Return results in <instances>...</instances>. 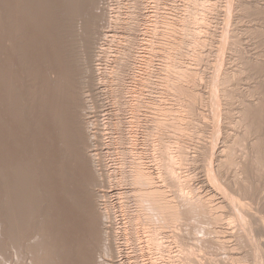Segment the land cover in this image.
<instances>
[{"label": "bare ground", "instance_id": "obj_1", "mask_svg": "<svg viewBox=\"0 0 264 264\" xmlns=\"http://www.w3.org/2000/svg\"><path fill=\"white\" fill-rule=\"evenodd\" d=\"M27 1L28 0H0V6H3V11H2L3 13L1 12V15H0V17H1V19H0L1 20L0 21V30H1V33H0L1 34L0 47L3 46V45H4V47L5 46L6 47L7 46L11 47L10 49H13L14 52L12 50L11 51L7 50V51H10L11 53L13 52L12 55L16 54L17 57H18V58H16L17 60L19 58H20V61L23 60L22 57H23V54H24L25 50H21V48H22L21 44H22V41H23L22 39H24L23 36H25V35H23V33L25 34V32H26V31L24 32L23 30H25V27H26V30L27 29L30 30L29 28H27L28 24L25 25V23H27L26 20L28 18H29L28 20H31L30 24L32 26L30 24L29 25L31 26L32 31H29V32L33 33L34 38L32 36L29 39L33 42V44L31 43L30 40H29L30 43L28 41L27 42L29 43V45L31 44V46L33 48H35L34 49L35 50V55H33V56H35V59H34V62L32 64V66H31V69H33L32 71H36L37 72V73H35L37 75V77L34 76L35 74L33 75V77H36L35 81H37L36 82V85H37V88H36L37 89V101L36 102H38L37 104L39 105V108H40L39 111L37 110V112H39V115H40V122H42L41 119L45 120L44 111L47 109V112H49L50 115H51V116H49L51 118V122H53L54 128L57 130L58 137L60 136L59 138L62 139V135L67 133V132L64 133L63 127L67 126L69 121L71 120L70 123L73 126V128H74L73 130L74 131L72 130L73 133L71 134V136L69 135V137L70 138L71 137L74 138V139H71V140H75L74 142H75L76 147L78 145H80V148H81V145L84 146V148L87 147V150L85 148V151H84L85 155L83 154V159L85 158V160L87 161V162H85L86 165H84V166H86L85 168L87 170V177H85V179L82 177L83 180L85 181V187L83 186L81 188L83 190V191H81L82 195L84 196V194H85V199H84V201H82L80 199L81 195H80V197H77L78 199L76 198V200L74 199V197H72V195H71L72 192L68 188V182L71 183L73 178L71 179L67 175H65V176H67L68 178L67 177L66 178L65 177H62V178L59 177V175L64 174L63 170L59 167V166H61V167L64 166V165H61V163H59L60 165L57 164V169L59 167V169L61 170V171L59 170L60 172H58L57 169L55 168L57 173H59V175L57 176V177H59V179L55 178L56 176L53 177L54 181L51 182L53 187H52V191H50V192H52V194L54 196V199L52 200L51 204L48 202L50 204V210H49V207H47L48 205L46 204L45 208L47 207V209L49 211L47 210V212L45 214L43 212L44 210H42V208H41L42 205H40V203H42L41 201H43L41 193L43 194L44 192L40 193L39 191H41V189L40 190L37 189V188H40V186H39L40 184L39 183H38L39 187H37L36 183L33 182L34 183L33 184V183H30L31 181L30 182L28 181V183H30V185L32 184L31 187H30V185H28V183L26 181V177H25L26 183H24L25 181H23L24 179L21 176L22 173L21 174L20 173H15V174H17V176H19L18 178L17 177L16 178L12 177V178H15V179H12L10 177L9 180H8L7 177H6L7 180H3L4 184H1V186L4 185V186L1 187V189H3V191H4L6 196H4V194H2V195L6 199H4L2 201V205L0 203V205H1V208H0V220H3V222L5 221L6 225L4 223V227H5L4 228V227L1 226V224H3V223H0V264H120V263H118V261H119L118 259H116L114 261V259L116 257L113 259V256H114L113 253H117L118 252V250H117L118 248H116L115 247L116 245L114 246L113 245L114 242H112V239H113L112 237L113 236H111V232H112V235H113V233L115 235V232L112 230V226L106 225V223H105L106 220H107L106 217L107 218H108V216L111 217L109 214H111L112 212L111 211H110L111 213L108 212V204H107V201L105 200L106 199L105 198V191H104L103 187L104 186L107 187L106 185H104L106 183L111 185L112 184L111 183L112 179H114V181L116 180V182L118 184L119 183L121 184L122 182H124L126 184V182H129L130 183L129 185H131V184L133 185V187H131L130 191L132 192L131 196L134 198L136 203H133V205L135 204V206H133L135 208H134L133 214L130 215V219H129L130 229L128 228L129 226L127 227V229L130 230L128 232H131L132 241L134 240V238L137 235V233H139V232H137L139 227L142 226V228L141 227L140 228H141V230H143L142 233L146 236L147 240L144 239V240L147 241L146 245L149 243V245H147V246L151 245L154 248L153 245H155L158 249H162L161 247L164 248L165 246L168 245V243H167V245L163 244L165 246H163V245L161 246L163 238L171 237V238H173L175 240L177 235L180 233L178 230H176L179 233L175 231L178 234L175 233L176 236H174V234H173L174 230L173 229L177 228L175 226L176 225L175 221L179 220V217L181 218L182 215H184V216L189 215L190 218L191 217L194 218L195 216H197L199 214H200V216L203 214L205 218L212 219L213 222L216 223V218L218 217L217 216L218 213L216 215H214L215 214L214 212L216 210L218 211V209H216L218 207V205L215 203L217 205V207L215 208L216 210L215 211L212 210L215 207L214 206L212 208L211 205H213V204L210 205V200L209 199L212 196L209 199L208 198H204V197H203L204 198L203 199L201 197V195L199 196L197 194L198 195V197H197L194 193L192 194L190 189L185 191L186 187L183 184L184 180L182 182L181 178H180L181 176H178L176 174V171H177L176 168H183V167H179V166L180 165L182 166V165L186 164L185 161L187 162V160H188V158H187L188 154H186L188 152V150L186 149V145H185V143H187V142H185L184 139L182 140V137L183 138L187 137L186 139H189V137L187 135H189L190 132L188 130L193 129L194 128V123H196L194 121L192 122V120H191V118L193 119L195 117V115L193 116V112H194L193 110L195 109L194 106H193L195 103H193V102L196 99H198V98H199V101H200V97H199L200 94H197L199 91L198 92L196 91L197 93L194 92L195 90H193L194 89L193 86L192 87L190 86V84H189L190 82H185V81H189V80L196 81V80H198L200 75L198 76V71H196V69H194L193 67H192L193 69L189 67L191 62L190 63H185L182 60V57L185 56L184 55L185 54L184 44H188V46L191 45L192 47H194L195 40H196L195 37L198 34L197 29H199L200 26H193V27L188 28V33H186V35H185V33L183 31V28H182V25H181V22H185V21L188 22V19H189L188 23H196L197 21H200L201 23L204 22L205 21V18H204L205 16L201 15V13L204 11V9H202V7H204V5L206 4V3L203 2L204 0H188L189 1V8L187 10L188 12H189V10L191 8L190 4L192 3V11H191V14L189 15L188 19L187 18H186L187 20L184 19L182 17L183 15H182L179 18V20H178L180 22V24H179L180 26L178 28L176 26V22H173L172 23L171 32L169 33L168 37L157 38V39H153V37H152V33L155 31V28H156L155 24L158 21L157 20V15L154 14L155 17H154V20H153V25L151 26V21H152L151 15L148 14L147 11H143V10H144V8L147 5L149 7L150 2L153 1L154 5H155L158 2V0H132V3H129V4H131V7H133L132 10L129 11L131 8L130 9L128 8L129 9L128 12L125 13L126 16L124 15V17H126V18H124V20H125L124 21V23H125L124 29L126 28L128 31L123 32V34H127V35H123V36L120 35L121 37L120 36L118 37V33H117V35H115L113 33V31H114L113 29L111 30V27H112L111 22L112 23L115 22L114 19H116V15H117V14H115V15L113 14V8L115 6L114 7L111 6L112 5L111 1H114V3L118 1L117 2V4H118L119 2L120 3L123 2L121 0H117V1H115V0H111V1L110 0H31L32 1V4L30 3L31 5L28 3L29 1L28 2ZM109 1L111 3H109ZM124 3H121V4H124ZM154 5H152V7H154ZM199 6H200V8H199ZM123 12H125V11H123ZM152 16H153V14H152ZM119 19H122V16L118 17V15H117V20H116L117 23H118ZM109 26H111V27H109ZM107 27H109V28L106 29ZM179 33L181 34L180 36H179ZM222 33L226 34V31L223 30ZM186 36H187V39H185ZM110 41H111V43H110ZM122 42H124V43H122ZM198 42L201 43V40L198 41ZM1 43L3 45H1ZM23 44H25V43H23ZM197 44H199V43H197ZM220 44H221V42H220ZM233 44H234V42H233ZM107 45L109 47H106ZM116 45L118 46V50H116V49L111 50L110 49V48H112V46H116ZM31 46H29V47H31ZM9 47H7V48H9ZM68 48H70L71 51ZM66 49L69 50V52H73L71 56L74 55V57H72L73 58L72 61L74 63H71L72 61H71V59H69V56L67 58H64V56L66 57L67 55L70 54ZM26 50H27V48H26ZM22 51H24V52H22ZM198 51H197V54H198ZM27 52H28V50H27ZM111 52H113V53H111ZM114 53H119V54L117 55V54H114ZM228 53H229V51H228ZM26 54H25V57H26ZM32 54H34V51H33ZM8 56H10V55H8ZM199 56H200V54L197 57H199ZM13 57L15 58L16 56L14 55ZM5 58H7V57H5ZM30 58H32L31 60H33L34 57H30ZM156 58H157V60L160 61L158 63V66L156 67V71L162 76L157 75V73H151L153 71V69H151L150 67L152 65L153 60L156 59ZM200 59H201V57H200ZM9 60H8V62H9ZM19 62H17V63L21 64L20 66H22L23 64L21 62L20 63ZM9 64H11L10 65L11 67H13V65H15V63H13V65H12V63H9ZM6 66H7V63H6ZM17 66H14V68L17 69ZM28 66H29V64H28ZM1 68L2 67H0V69ZM5 68H8V67H5ZM25 68H27L26 64H25ZM25 68H24L25 71L26 70L27 71L28 70L31 71L30 68L29 69H25ZM218 68L216 70L217 71L216 73H218L220 71V69L218 71ZM20 69H21V67H20ZM137 71H138V73H137ZM164 71H165V74L163 73ZM223 71L224 70H222V72ZM222 72H221V74H224ZM0 73H3V71L1 72V70H0ZM11 73H12V71H11ZM11 73L10 72H8V73L6 72V74H7L6 76L9 78L8 75L11 74ZM32 74H33V72H32ZM3 75H5V74L3 73ZM6 76H3L2 78H0L1 83L3 82L4 85H6V83L8 84V80L10 79L9 78L7 80V82H6V80H5ZM153 76H156V78H153ZM219 76H221V75H219ZM219 76H216V78L219 77ZM231 76L228 73H225L224 76H223V81L221 79H219V80H221L224 83L226 81V83H227L228 79ZM33 77H32V80H33ZM9 81H11V80H9ZM130 82H135V84H132ZM195 83L196 82H194V84ZM209 83H210V81H209ZM220 83L218 82L219 86L222 85V84L220 85ZM61 84L63 85V87H62ZM34 85H35V82H34ZM222 86L226 87L227 85L223 84ZM222 86H221V89H222ZM59 87L63 88L62 89L63 91ZM167 88L168 89L171 88V89H174L176 91L175 103L173 102L174 103L173 105H175V106L172 107V108L171 107H165V103H164V101H163V99H162V97L160 95V94L164 93L165 89H167ZM213 88L217 92V88L218 87L216 88V86H213ZM33 89H34V87H33ZM58 89L61 90V92ZM221 89H220V91H221ZM7 90L9 91V89H7ZM7 90L5 89V91H7ZM20 90H21V88H20ZM222 91L225 92V90H222ZM13 92H15V91H13ZM58 92H60V93H58ZM237 93H239V92H237ZM1 94H0V96H1ZM97 94H104L105 96L107 94L110 97L113 96L114 99H116L118 97L122 98L123 102H124L123 103L124 104L123 105L124 108H129L131 111H134V112H135V110H137V106L139 108H141V107H147V105L150 106V107H153V109L155 111V112H153L154 113L153 115H150V116L146 115L147 117L145 118V121H143L145 123L141 127L143 129V140H142L143 142H142V147H140L141 153H140V149H139V151L137 150L136 145L138 143L135 142V138L133 137V134H132V133H134V126H135V123H136L135 115L132 114V116H131L132 118H130V120L127 119V121H126L127 122V124H126L127 125L126 126L127 129H124L123 120L121 121L118 118L120 121L117 120L118 122H116V123H118V124H116V126L119 125V127L117 126V128H120L121 125H122V127H121V128H123L122 132H124L123 133L124 135L120 136L119 139H120L121 142L124 141L122 143H125V145H126V146L122 147L121 154H123V156H124L123 157V162L124 163H125L126 159L128 160L127 161V163H128L127 166L129 167V169H127L126 167H125L126 170L118 169V170H121V172L119 171L120 172L119 175H121V176L120 177L118 176L117 179H115L116 178L115 176H117V174H115V176L111 179L110 178L111 176L109 174L105 173L106 171H104L101 168H98V169H101V170L104 171V176H103V172L101 170L97 169V167H98L97 163H98V160H99L98 157H97L98 155L95 152V150L92 147V145L90 147L89 144H88V142H90V139H95V134H96V137H97L98 134H100L99 131H96V132L94 131L93 132L91 130V127H92V129H94L95 126L93 127V125H92V121H93L92 115H88V113L90 112V109H93V111L95 109H97V106L94 105L95 103L98 105L97 101L95 100V96H97ZM153 94H155V96H152ZM223 94H225V93H223ZM2 96H4V95H2ZM99 96L100 95H98V97ZM105 96H103V97L100 96V97L104 98ZM228 96L229 95H227V98H226V99H228L227 103H230L229 100H231L233 98L228 97ZM98 97H96L97 100H98ZM33 98H34V96H33ZM55 100H56V102L58 101V103L55 104ZM217 100H218L217 97H214V99H213V101H214V106L213 107L215 108L214 112L217 111V106H218V104L216 103ZM242 100H243V98L241 99V101L239 103L240 107L237 108L238 109L237 115L238 114L241 115V113L243 114L244 112H246L247 109L251 110L253 108V107L252 108L250 107V104H252L251 102L247 101L248 103H246L245 101L242 102ZM21 101H22V99H21ZM93 101L95 102L94 104H93ZM114 101L116 102V100H114ZM187 101H190L191 104L186 103ZM6 102H8V100ZM59 102H62V103H59ZM257 103H258V101H257ZM38 105H37V107H38ZM188 107H190L189 111H188ZM98 108H99V106H98ZM230 108L227 109V113L228 114H229L228 110H230ZM255 108L256 109H254V111L257 110V107H255ZM258 109H259V107H258ZM262 109H263V107H262ZM66 110H67V112H66ZM140 110H142V109H140ZM22 111H23V109H22ZM93 111L91 110L92 113H93ZM163 112L164 113H167V112H172L173 113L174 112V114L167 113L164 118L155 117L156 113H163ZM65 113H66V116L69 118V121H67L68 123H66V121H65V117L66 116H63V114H65ZM217 113H218V116H219L220 113L218 111H217ZM13 114H15V113H13ZM168 114H169V117H168ZM240 115L237 116V121L241 125L238 124L236 119H233L231 121V124L233 126L236 125V124L240 125V127L243 128L244 130L242 129V132H240L241 130L240 131L238 129L236 130V128H234V127L232 128V126L230 125L233 131L229 132V133H227V132L225 133L226 134L225 135L226 136V140L225 141L223 140L225 142V144L223 142V148L220 146L221 148L219 150V153H217L219 155V157H220L219 161L217 162V163H219V164H217V168L213 169V171L211 170V172L208 171L209 170L208 168L206 169L207 172H208L209 180L214 182L216 189L217 188H222V187L224 188V186H226L228 184L227 183L225 185V183H224V186H222V183L220 182L221 180L219 178H220V176H222V172L224 173L226 171L224 174H227V168L231 169L233 165L238 164L237 162H235L234 158H235L236 155H234V152L236 151L235 150L236 145L242 144V142L245 140V139H243V137L246 136V138H248L250 135L251 136L253 135L254 140H252L253 138H251V136H250L251 139L248 138V141L249 142L250 141H255V142H252L251 144L249 142H247L248 145H249V146L248 145L247 146H248V148L252 144H253L252 146H255V147H252V146L250 147L251 149L256 148V149H254V151L251 150L252 153L249 150V152H250L249 154H251V155L253 154V152H255V155H254L255 159L259 158V156H260L259 155V151H261L262 145L264 147V144L263 143L261 144L262 140L260 139V137L259 136H254V133L251 131V129H253L252 128L253 125H251V123L252 124H253V122L256 123V121L252 120L254 118L251 119L253 122H251V121H250L251 123L249 122V124H250L249 127L251 126V129H250L247 126L246 121L243 119L246 116L244 114L243 115L245 117L243 115H241V116ZM254 115H256V112H255ZM224 116L226 117V115H224ZM89 117H92V118H89ZM228 117H229V115H228ZM238 117H239V119H238ZM140 118H142V117H140ZM187 118H190V119H187ZM222 118H224V117H222ZM94 120H96V119H94ZM226 120H224V121H226ZM228 120H230V119H228ZM246 120H247V118H246ZM255 120H256V118H255ZM258 120H259V118H258ZM47 121H48V119H47ZM38 123H39V120H38L37 124ZM43 123L45 125V121H43ZM48 123L50 124V121H48ZM65 123L67 125H65ZM70 123H69L68 126L72 127V126H70ZM213 123L215 124V126L218 125L214 121H213ZM93 124L96 125V123L94 121H93ZM214 124H213V126H214ZM243 124L245 125V128L242 127ZM39 125H38V127H41V124H39ZM44 125H42V127ZM167 125L169 127H171V129L173 127V129H175V132H177L178 135H180L179 136L180 139H179V137H176L178 139H176V140L174 139V141L172 142V143H175V146H174L175 148H173V149H175L173 151L174 152L176 151L175 153L170 150L172 145H174V144L169 143V141H165L164 140V137H165L164 136V130H165V128L167 129V127H168ZM255 125H257V124H255ZM261 126H259V127H261ZM38 127H37V129H39ZM115 127H114V129H115ZM253 127H254V131H255V126H253ZM83 128L85 129V133H86L85 134L86 135V139L85 140H84L85 137L81 136L82 135L81 129H83ZM40 129H42V128H40ZM50 129H52V128H50ZM228 129H230V127H228ZM212 130H213V128H212ZM48 131H50V130H48ZM198 131H199V129H198ZM138 132H140V131H138ZM192 132H194V130ZM217 132H218V128H217ZM40 133H41V131H40ZM49 133H51V132H49ZM54 133H56V132H54ZM261 133H263V132H261ZM165 134H166V131H165ZM66 135L68 136V134H66ZM48 136L50 137V135H48ZM67 136H66V138H68ZM194 136L195 135H193L192 138H195ZM152 137H157L158 138V143H157V138L153 141L151 139ZM221 137H223V136H221ZM37 138H39V137H37ZM242 139H243V141H242ZM255 139H257V141ZM65 140L62 139L63 145L65 143ZM116 140H117V138H116ZM66 141H70V140H66ZM93 141H95V140H92L91 142H93ZM77 142L79 144H77ZM39 143H42V142L40 141ZM67 143L68 142H66L65 145H68ZM85 143L88 144V146L90 148H88V146H86ZM227 143H229V144H227ZM245 143H243V144L245 145ZM71 144H73L72 141H71ZM203 145H204V143H203ZM74 147L75 146L73 144V148ZM187 147H188V145H187ZM191 147H193V146H191ZM239 148H240V150H242L241 146ZM239 148H237V151H239ZM74 150H75V148H74ZM77 150H79V149H77ZM200 150H201V148H200ZM200 150H198V151H200ZM39 152H41V151H39ZM171 152H173L174 155H172ZM205 152H204V154H205ZM244 152H245V155L243 154V156H247L248 154L246 155V151H244ZM145 153L146 154H150L149 157H150L151 161L153 162V164H149L146 161L147 162V165H146L145 161H143V160H142L143 162L141 161V159L144 158L143 156H144ZM206 153H208V151ZM239 153H238V155H239ZM242 153H241V155H242ZM247 153H248V151H247ZM142 154H143V156H142ZM200 154H202V153L200 152ZM206 155L207 154H205V156H201V157H206ZM251 155H249V156H251ZM68 156H70V155H68ZM215 156H217V155H215ZM243 156H242V158H243ZM249 156H247V159H249L248 158ZM254 156H251L252 160H255V159H253ZM79 157L82 158V156H79ZM261 157L263 159L264 156H260V158ZM145 158H147V157H145ZM206 158H208V156ZM236 158H238V157H236ZM251 159H250V161H252ZM204 160H205V158H204ZM217 160H218V158H217ZM245 160L246 159H243V161H245ZM250 161H248V162H250ZM65 162L66 161H64V163ZM191 162H192V157H191ZM246 162H247V160H246ZM263 162H264V159H263ZM4 163H6V162H4ZM121 163H122V161H121ZM20 164H21V162H20ZM65 164H67V163H65ZM242 164L245 165V162H243ZM123 165L124 164H122V166ZM244 165H242V167L245 168ZM1 167H4V166H1ZM215 167H216V165H215ZM242 167H241V164H240L239 170L232 171L233 174L235 176H237L238 179H240V180H241V176L243 174H247V173H244L245 169L242 168ZM251 167L253 168L252 165H251ZM260 167H262V166H260ZM27 168L29 169V167L26 166V170H27ZM236 168H237V166H236ZM240 168H242V169L240 170ZM257 168H259V167H257ZM230 169H229V171H230ZM66 170H67V168H66ZM14 171L15 172H18V171L21 172L20 165H14V164L11 165L10 166V172H11L10 174L13 175ZM257 171H260V170H257ZM262 171H263V167H262ZM116 172H118V171H116ZM178 172H180V171H178ZM246 172H247V170H246ZM253 172H254V170H253ZM57 173H56V175H57ZM160 173L164 175V178L161 179V177H163V175L160 176L161 175ZM238 173H240L241 176H239ZM256 174L259 177L258 172ZM26 175H24V176H26ZM234 175H231V179H232V176L235 179ZM248 175H247V177H246V175L245 176L243 175L244 177H246V179L243 177L245 179V180L243 179L244 181H248V179H247ZM250 176H253V175H250ZM260 176H262V175H260ZM27 177L29 178L28 175H27ZM76 177H74V179H77L79 181V176H76ZM262 177H264V175ZM157 178H159L162 181L164 179L165 185L162 182H160L164 186H166V184H167L168 186L174 187V188L170 187L171 189H175L174 190V194L172 192L171 193L172 195L167 197V193L168 192L166 193V189H167V191H171L170 188L167 186V188L165 189L162 184H160V183H158V181H156ZM3 179H5V178H3ZM223 179L225 181V178H223ZM234 179H232V180L234 181ZM249 179H251V177H249ZM73 181H76V180H73ZM233 181L231 182V181L228 180L227 182H229V184H233ZM253 181H254V179H253ZM79 182L82 183L81 180ZM103 182H106V183L103 184ZM242 183L244 184V182H242ZM248 183H250V182H248ZM193 184H195V183H193ZM80 185L82 186V184H80ZM110 185H108V186H110ZM234 185H235V183H234ZM236 185H237V183H236ZM256 185L258 187V184H256ZM259 185H260V183H259ZM246 186H249V184H247ZM190 187L191 186H189V188ZM262 187H264V185ZM235 188H237V186ZM1 189H0V194L3 192ZM105 189H107V188H105ZM191 189H194L193 186H192ZM240 189H241V187H240ZM37 190H39V191H37ZM232 190L233 189H231V191ZM252 190L249 191V192H252ZM242 191H243V189H242ZM45 192H48V191H45ZM124 192L127 193L126 190L125 191H118L116 193L119 194V195H121V194L123 195ZM226 192H227V190H226ZM257 192H259V191H257ZM190 194L194 195V197L192 195H190ZM228 194H230V195L232 194V196H234V198H232V199L234 200V203H235V200H236L235 194L230 193V192H228ZM49 195L50 194H48V196ZM168 195H170V194H168ZM230 195H227L225 197H226V199L228 200V202L230 203V205L233 208H236V206L239 205V204L236 205V203H238V202L242 203L243 202V200H242V202L239 200L238 202L236 201V203L234 204L232 202L233 200L231 199ZM46 197L44 199L50 200V198L47 199ZM82 198H84V197H82ZM240 198L242 199V197H239V199ZM247 198H249V197H247ZM249 199H252V197L249 198ZM259 199H260V197H259ZM122 201L124 202L125 200H122ZM131 201H133V200L131 199ZM263 201H264V199H263ZM253 202L254 201H252V203ZM46 203H47V201H46ZM252 203L249 200L248 205L252 204ZM262 204H264V203H262ZM124 205H125V203H124ZM124 205H121V206H124ZM242 205H245V204L244 203L241 204L240 207ZM125 206H126V208H129L127 205H125ZM244 207L247 208L248 206L247 207L246 206H242V208H244ZM250 207L251 206L249 205V207H248L249 210L248 211L250 213L245 211V212H247L248 215L251 214L250 209L251 210L253 209V206L251 208ZM262 207H264V206L262 205ZM126 208H124V209H126ZM1 209H2L3 213L1 211ZM72 209H74V210H72ZM121 209H123V208H121ZM131 209H132V207H131ZM131 209H130V211H131ZM241 210H243V209H241ZM260 210H262V209H260ZM221 211H222V209H221ZM48 212L50 213L51 216L48 214ZM70 212L71 213L73 212V215H71L69 217L68 213H70ZM262 213H264V212H262ZM129 214H130V212H129ZM253 214H255V213H252V215ZM252 215L250 217L249 216L247 217V220H250L248 223L251 224V222L253 223L255 220L256 221L260 220L259 218H258V220L255 218V220L252 219L253 220L252 221L251 220ZM44 216H46V218H48V220H46ZM154 216H157L159 218V220L156 217H154ZM260 216H261V214H260ZM263 216L264 215L262 214V218H263ZM127 217H129V216H127ZM152 217L155 218V220ZM257 217H259V215ZM103 218H105L106 220L104 221ZM184 218H186V217H183L182 220H184ZM188 218L189 217L187 216L186 220L190 221V219H188ZM220 218L221 217L217 218V220L219 219L218 222H220ZM243 218L245 220V217H243ZM73 219H75V220L81 219L80 220V224L78 226H75V224L73 223V225L71 226L70 232H67V225L72 223V221H74ZM82 219H84V220H82ZM109 219L110 218H108V222H109ZM113 219H114V217H113ZM156 219H157L158 222L156 221ZM223 219H224V217H223ZM223 219L221 218V221ZM226 219H228V218H226ZM29 220H31L29 223L26 222V221H29ZM182 220H181L179 225H181V223H183ZM247 220H245V221L247 222ZM99 221H100V224H99ZM113 221H115V220H113ZM231 221H232V219H231ZM262 221H263V219L261 220V222ZM236 223H238V222H236ZM127 224H129V223H127ZM188 224H192V223H188ZM205 224H208V223L204 222V225ZM201 225H203V224H201ZM211 225H212V222H211ZM229 225L230 224L228 223V226ZM258 225H260V224H258ZM125 226H126V224H125ZM244 226H245L244 228H246L249 225H247V226L244 225ZM184 228H186V227H184ZM184 228H183V231H184ZM188 228H190V227H188ZM127 229H125V230H127ZM190 229L194 230V228H190ZM196 229H198V228H196ZM250 229H251V227H250ZM257 229L259 230V227ZM257 229H253V230L255 231ZM195 230H194V232H195ZM209 230H211V229H209ZM234 230H236V228ZM74 231H77V232L81 231L82 234L79 235V237H75L74 235H72V237L71 236L68 237V234L71 235L72 232H74ZM199 231L201 233V230H199ZM229 231L231 232V230H229ZM246 231H247V228H246ZM214 232H216V230ZM169 233H172L171 235H173V236H168L167 234H169ZM183 233L181 231V235ZM191 233H189V234H191ZM216 233H218V229H217ZM255 233H257V232H254V234ZM261 233H262V230H261ZM261 233L258 232L257 235L255 234L256 236L254 235L253 236L254 238L249 236V239L247 240L248 242L251 243V249L248 250V252H247V254L249 256L251 254L250 257H252L253 254H255V255H257V257H259L258 256V252L260 250H262V248L259 249L258 246L260 247L262 245V243H261V245H260V243L256 244L255 241L257 240L258 242H260L258 236L260 237V235H262ZM240 234H241V232H240ZM144 235H142V237H144ZM185 235H186V239H187V237H188L187 233ZM185 235H183V236H185ZM234 235H237L236 236L237 238L240 237L239 234H234ZM238 235H239V237H238ZM250 235L252 236V233ZM117 236H119V235H117ZM117 236H116V238H117ZM178 236H179V238L177 237L178 239L176 238V240H179L181 238L180 235H178ZM222 237H224V236H222ZM256 237H257V239L255 240ZM171 238H168V239H171ZM192 238L193 237H191L190 239H192ZM135 239H138V237L135 238ZM168 239L166 238V240H168ZM201 239L202 238L200 237L199 240H201ZM114 240H115V238H114ZM140 240L138 242H140ZM180 240H182V239H180ZM225 240H224V242H225ZM243 240H246V239H243ZM151 241L153 243H155V244H153ZM192 241H190V242H192ZM230 241L231 240H229V242ZM236 241H238V240H236ZM167 242H169V240ZM180 242H182V241H180ZM190 242H189V244L192 245V243H190ZM205 242H207V241H205ZM211 242H212V246L215 243L217 246L223 247V241H219L218 238H217V240L211 239ZM211 242H209V243H211ZM261 242H263V241H261ZM172 243H173V241H172ZM177 243L179 245V242H177ZM177 243H176V245H177ZM194 243L197 245L196 242H194ZM194 243H193V245H194ZM207 243H205V244L207 245ZM181 245H183V243ZM206 245L203 248H206L208 250L209 248H207ZM256 245H258V246H256ZM138 246H140V245H138ZM180 246H178V247L180 248ZM183 246H185V242H184ZM202 246H200V247H202ZM212 246L209 245L208 247H212ZM225 246H227V245H225ZM239 246L241 247L240 244H239ZM117 247H118V245H117ZM169 247L172 248L171 246H169ZM186 247L187 246H185V249H182V250H185V252L189 248V247L188 248H186ZM263 247H264V245H263ZM176 248H175V250H176ZM179 248H177V249L179 250ZM196 248L198 249L199 246H197ZM215 248L217 250L216 246H215ZM223 248H225V247H223ZM142 249H143V247H142ZM137 250H138V248H137ZM175 250L173 249V252ZM182 250H179V252L182 251ZM189 250H191V249H189ZM218 250H219V247H218ZM221 250H222V248H221ZM238 250H240V249H238ZM257 250H259V251H257ZM156 251H153V252H156ZM167 251H168V249H167ZM149 252H148V255H149ZM159 252H160V250H159ZM171 252L172 251H170V253ZM179 252H178V254H179ZM182 252H184V251H182ZM182 252H180L181 255H182ZM188 252H190V251H188ZM195 252H193V253H195ZM218 252L220 253L221 251H218ZM242 252H243V250H242ZM139 253H141V252H139ZM142 253H143V251H142ZM190 253H192V252H190ZM204 253H206V252H204ZM135 254H137V253L135 252ZM166 254L167 253L165 252V255ZM173 254L176 255L175 253H173ZM173 254H171V255L174 256ZM209 254H212V253L210 252ZM261 254L264 255L263 253H261ZM153 255H155V254H153ZM160 255L161 254L159 253L158 256L160 258H158V260L162 258V256H160ZM177 255H176V257L175 256L174 257L177 258ZM187 255H188V253L186 252V254H184V257H185L184 260L185 261H186ZM217 255H219V254H217ZM248 255H246V256H248ZM104 256H106V258L109 257V259L107 261H110V263L109 262H102V259L105 260ZM149 256H151V254ZM152 256H151V260H150L149 264H157V258L156 257L153 258ZM156 256H157V252H156ZM170 256H167V258H169ZM188 256H191V255H188ZM202 256H200V257H202ZM206 256H207V254H206ZM206 256H205V258H206ZM111 257H112V260H110ZM136 257H138V256H136ZM191 257H189V258L191 259ZM200 257L197 258V259H200ZM216 257L215 256L214 257H210L209 256L208 257V259H209L208 263L210 261H212L211 259H215ZM220 257H221V254H220ZM165 258L163 257V259H165ZM189 258H187V259H189ZM218 258H219V256H218ZM243 258H245V257H243ZM262 258H264V256H262ZM262 258H261V260H262ZM149 259H150V257H149ZM172 259L174 260V258H172ZM172 259H170L169 262L168 261L167 262L169 264H175V261H173ZM178 259H179V256L177 258V261H178ZM180 259H182V257H180ZM197 259H196V261L198 263ZM219 259H221V258H219ZM229 259H230V257H229ZM98 260H100V262ZM181 261H179V262H181ZM191 261H189V262L190 263H195V262H191ZM201 261H199V262H201ZM223 261H225V260L223 259ZM161 262H162V260H161ZM205 262H206V260H205ZM184 263H186V262H184ZM187 263H188V261H187ZM235 263H236V261H235ZM176 264H178V263H176Z\"/></svg>", "mask_w": 264, "mask_h": 264}, {"label": "rangeland", "instance_id": "obj_2", "mask_svg": "<svg viewBox=\"0 0 264 264\" xmlns=\"http://www.w3.org/2000/svg\"><path fill=\"white\" fill-rule=\"evenodd\" d=\"M29 1V2H28ZM27 2L30 4H32V1L31 0H28ZM31 1V2H30ZM111 1V0H110ZM109 1V3H111L112 5V7H114L113 8V14L115 15V14H117L118 15V17L120 16H122V19H119V21H118V23L116 22V20H117V15H116V19H114V23H112L111 22V24H112V27L111 26H109V27H111V30L113 29L114 31H113V33L115 34V35H117V33H118V37L121 35V36H123V35H127V34H123V32H126V31H128L126 28L124 29V25H125V23H124V18H126V17H124V15H125V13L126 12H128V10L129 11H131L132 10V8L133 7H131V4H129V3H132V0H121V1H123V2H121V3H124V4H121L120 2L117 4V0H115V1H117V2H115L114 3V1H111L110 2ZM206 1V2H205ZM108 2V1H107ZM188 2V3H187ZM204 3H206L205 5H204V7H202V9H204V11L201 13V15H204L205 17V21L204 22H200V21H197L196 23H188L189 22V19H188V17H189V15L191 14V11H192V3L190 4L191 5V8H190V10H189V12L187 11L188 10V8H189V1L188 0H158V2L154 5V2L152 1V2H150V4H149V7H148V5L144 8V10L143 11H147L148 12V14H150L151 15V18H152V21H151V26L153 25V20H154V14L155 15H157V23L155 24L156 25V28H155V31L152 33V37H153V39H157V38H164V37H168V35H169V33L171 32V28H172V23L173 22H176V26H177V28L180 26L179 24H180V22L178 21L179 20V18L182 16L184 19H188V22L187 21H185V22H181V25H182V28H183V31H184V33H185V35H186V33H188V28H190V27H193V26H200L199 27V29H197V32H198V34L196 35V37H195V44H194V47H192L191 45H189L188 46V44H184V51H185V56H183L182 57V60L185 62V63H190V68H194V69H196V71H198V76H199V78H198V80H196V81H192V80H189V81H185V82H190L189 84H190V86L192 87L193 86V90H195L194 92H196L197 94H200V101H199V98L198 99H196L193 103H195L193 106H194V112H193V116L195 115V117L192 119L191 117V120H192V122L194 121V122H196V123H194V128L193 129H191V130H188L189 132H190V134L189 135H187L188 137H189V139H186L187 137H182V140L184 139V141L185 142H187V143H185V145H186V149L188 150V152L186 153V154H188L187 156V158H188V160H187V162L185 161V163L186 164H184V165H180L179 167H183V168H176V174L178 175V176H181L180 178H181V181L183 182V180H184V182H183V184L185 185V191H187L188 189H190L191 190V193L193 194H195L197 197H198V195L200 196L201 195V197L203 198H210L211 196V198L209 199L210 200V205L211 204H213V205H211L212 206V208L214 207V209H212V210H216V209H218V211L216 210L214 213V215H216L217 213H218V217L217 218H219V217H221L222 219H223V217H224V219L221 221V218H220V222H218V220H217V218H216V223L215 222H213V220L212 219H208V218H205L204 217V215L202 216H200V214L199 215H197V216H195L194 218H190V216L189 215H187L189 218L188 219H190V221L189 220H186V218H187V216H184V215H182L181 216V218L179 217V220H176L175 221V226L178 228H175V229H173L174 231V236H176V234H178L179 232V234L178 235H180L181 236V238L180 239H182V240H176V238L178 237L179 238V236L177 235V237L175 238V240L173 239V238H171V237H165V238H163V241H162V243H161V246L163 245V244H166L167 245V243H168V245L169 246H171L172 248H170L168 245V247L167 246H165V245H163V246H165L164 248L163 247H161L162 249H158L155 245H153L154 246V248L150 245V246H147V245H149V243L146 245V243H147V239H146V236L142 233V231L143 230H141V228H142V226H140L139 227V229H138V231L137 232H139V233H137V237H138V239H135V238H137L136 236H135V238H134V242L132 241V239H131V232H128V231H130L129 229H130V222H129V219H130V215L131 214H133V212H134V208L135 207H133V206H135V204L133 205V203H136L135 202V200H134V198L131 196V194H132V192L130 191V189H131V187H133V185L131 184V185H129L130 183L129 182H126V184L124 183V182H122L121 184L119 183H117L116 182V180L114 181V179H112L114 176H115V174H117V176H115L116 178L115 179H117L118 178V176L120 177L121 175H119V173L121 172V170H126V168L127 169H129V167L127 166V159H126V161H125V163L123 162V154H121V151H122V147H124V146H126L125 145V143H122V142H124V141H120V136H123L124 134V132H122L123 131V128H121L122 127V125H121V127L120 128H117V126L119 127V125H117L116 126V124H118V123H116V122H118V121H122L123 120V122H124V129H127V119L128 120H130V118H132L131 116H132V114H134L135 115V121H136V123H135V126H134V133H132L133 134V137L135 138V142L136 143H138L137 145H136V147H137V150L139 151V149H140V147H142V140H143V129L141 128L142 126H143V124L145 123V122H143V121H145V118L147 117L146 115H148V116H150V115H153L154 113L153 112H155L154 111V109H153V107H150V106H148L147 105V107H141V108H139L138 106H137V110H135V112L134 111H131L129 108H124V102H123V99L122 98H116V99H114L113 98V96H109V95H107L106 94V96L104 95V94H97V96H95V100L97 101V103H98V105L93 101V104L94 105H96L97 106V109H95L94 111H93V109H90V112H91V110L93 111V113L91 112H89L88 113V115H92V117H93V121L96 123V125L95 124H93V121H92V125H93V127H94V129H92V127H91V130L94 132H96V131H99V133L100 134H98L97 135V137H96V134H95V139H90V142H88V144H89V146L91 147V145H92V147L94 148V150H95V152L97 153V157H98V167H97V169L98 168H101V169H103L104 171H106L105 173H107V174H109L111 177V185L110 184H107L106 182H103V184L104 183H106V184H104V185H106L107 187H105V188H107V189H105L104 187H103V189H104V191H105V200L107 201V204H108V212H110L111 214H109L111 217H109L108 216V218H110L109 219V222H108V218L106 217V219L105 218H103V220L105 221L106 220V225H109V226H112V230L115 232V235H114V233H113V235H112V232H111V236H113L112 238V242H114L113 243V245L116 247V248H118L117 250H118V254L117 253H113L114 254V256H113V259H114V261L116 260V259H118L117 261H118V263H120V264H149V262H150V260H151V256L153 255V254H155V255H153L152 257L153 258H157V264L159 263V264H169L168 262H169V260L170 259H172V258H174V260L173 261H175V264L176 263H178V264H186L187 263V261H188V263L187 264H189L190 262L189 261H191V262H195V263H190V264H196L197 263V261H196V259L197 258H199L200 256H202V257H200V259L202 260H200V259H197L198 260V263L197 264H212L213 262L215 263H217V264H253L254 262V264H264V258H262V256H264V255H262L261 253H263L264 254V247H263V243H264V216H263V218H262V214L264 215V213H262V212H264V207H262V205L264 206V204H262V203H264V201H263V199H264V187H262L263 185H264V177H262L263 175H264V162H263V159H264V157H263V159H262V157L260 158V156H264V147H263V145H262V148H261V151H259V158H257V159H255V152H253V154L251 155V154H249L250 152H249V150L251 151H254V149H256V148H254V149H251L250 147L253 145H251L249 148H248V143L247 142H249L248 141V138H250V136L248 137V138H246V136L245 137H243V139H245L244 141H243V139H242V144L243 143H245V145L243 144H238V145H236V148H235V150L237 151V148H239L240 146H241V149L243 150H240V148H239V151H235L234 152V155H236L235 156V162H237L238 164H235V165H231L232 166V168L230 169V168H227V174H224L223 172H222V176H220V182L222 183V186H224V183H225V185L228 183L229 184V182H227L228 180L229 181H233L232 179H234L233 178V176H232V179H231V175H234L233 174V172L232 171H237V170H239V167H240V164H241V167H242V165H244V164H242L243 162H245V168L244 167H242V168H244L245 169V172L244 173H247V174H243L241 171V173L245 176L246 175V177H247V175H248V181H244L245 179H246V177H244L243 175L241 176V174L240 173H238V175L239 176H241V180L240 179H238V177L237 176H235L234 175V177H235V179H234V181H233V184H227L226 186H224V188L222 187V188H215V184H214V182H212L211 180H209V177H208V172H207V168L209 169L208 171L209 172H211V170L213 171V169H216L217 168V164H219V163H217L218 161H219V155L217 154V153H219V150H220V148L222 147L223 148V142L226 140V132L227 133H229V132H232L233 130H232V128L234 127V128H236V130L238 129L240 132H242V129L243 128H241L240 127V123L237 121V116L238 115H240V114H238L237 115V113H238V107H240V105H239V103H240V101H241V99L243 98V100H242V102H246V103H248V102H251L252 104H250V107L252 108L251 110H246V112H244L243 114L246 116H244L242 113H241V115H243L245 118H243L245 121H246V123H247V126L249 127V122L251 121V122H253V121H256V123H254L253 122V124L251 123V125H253V126H255V131L257 132H255L254 131V127L252 126V128L253 129H251V126L249 127L250 129H251V131L254 133V136H259L260 137V139L262 140H260L259 138V140L261 141V144L263 143L264 144V0H204L203 1ZM114 3V4H113ZM28 4V5H29ZM30 4V5H31ZM121 4V5H120ZM29 5V6H30ZM117 5V6H116ZM152 5H154V7H152ZM188 5V6H187ZM123 6V7H122ZM128 6V7H127ZM118 7V8H117ZM129 8V9H128ZM199 8H200V6H199ZM116 12H115V11ZM118 10V11H117ZM3 11V6H0V15H1V12ZM123 11H125V12H123ZM118 12V13H117ZM123 12V13H122ZM3 13V12H2ZM204 13V14H203ZM122 14V15H121ZM152 14H153V16H152ZM187 15V16H186ZM126 16V15H125ZM103 18V17H102ZM0 19H1V17H0ZM29 19V18H28ZM27 19V20H28ZM31 19V18H30ZM186 19V20H187ZM26 20V22L27 23H25V25H27V28H29L30 30H26V27H25V30H23L24 32H25V34L23 33V35H25V36H23V38L24 39H22L23 41H22V44H21V46H22V48H21V50H25V52L24 51H22V52H24V54H23V57H22V59L23 60H21L20 61V58L17 60L16 58H18L17 57V55L16 54H14L16 57L14 58L13 56L14 55H12V53L14 52L13 51V49H10L11 47H9V46H7V47H9V48H7L6 46V48L4 47V45L1 43V45H3V46H1L0 47V55L2 56H0V67H2L0 70H1V72L3 71V73L5 74V75H3V73H0V78H2L3 76H6L7 74H6V72L8 73V72H10L11 73V71H12V73L11 74H9L8 76H9V78L6 76L5 78V80H6V82H7V80L9 79V80H11V81H9L8 80V84L6 83V85H4V83L2 84L1 83V80H0V94H1V96H0V189H1V187L2 186H4V185H2L1 186V184H4V182H3V180H9V178L11 177H19V176H17V174H15V173H22L21 174V176L23 177V181H25V177H26V181H27V183H28V181L30 182V183H36L35 185L37 186V187H39L40 186V188H37V189H41V191H39V190H37V191H39L40 193L41 192H44L43 194L41 193V195H42V199H43V201H41L42 203H40V205H42V210H44L43 212H44V214L47 212V207H49V210H50V204H51V202H52V200L54 199V196H53V194H52V192H50V191H52V181H54V176H56L55 178H57V179H59V177H69V178H73L72 179V182L71 183H69L68 182V188H69V190L72 192L71 193V195H72V197H74V199L76 200V198L77 197H80V195H81V197H80V199L82 200V201H84V199H85V194H84V196L82 195V192L81 191H83L81 188L84 186L85 187V181L83 180V178L85 179V177H87V170H86V166H84V165H86V163L85 162H87L86 160H85V158L83 159V154L85 153L84 151H85V148H86V150H87V147H85L84 148V146H82L81 145V148H80V145H78L77 147H76V145H75V140H71V139H74V138H70L69 137V135L71 136V134L73 133V126L71 125V120L69 121V118L66 116V113L65 114H63V116H66L65 117V121H66V123H68L67 121H69V123H70V126H72V127H69L68 125H69V123H68V125L65 123V125H67V126H64L63 127V130H64V133L65 132H67L66 134H68V136L66 135V134H64V135H62V139H66V140H70V141H66L65 140V143L66 142H68L67 144L68 145H65V143H64V145H63V143H62V139L61 138H59L58 137V133H57V130L54 128V124H53V122H51V118L49 117V116H51L50 115V113L49 112H47V109L44 111V116H45V120L43 119H41V121L42 122H40V115H39V112H37V110L39 111L40 110V108H39V105L37 104L38 102H36L37 101V85H36V82L37 81H35L36 80V77H37V75L35 74V73H37L36 71H32L33 69H31V66H32V64H33V62H34V59H35V56H33V55H35V48H33L32 46H31V44L29 45V43H30V37H32L33 36V38H34V35H33V33L31 32H29V31H32V28H31V20H28L27 21ZM1 21V20H0ZM226 22V23H225ZM31 26H30V25ZM110 24V25H111ZM115 24V25H114ZM119 26V27H118ZM109 27H107L106 29H108ZM225 28V29H224ZM121 30V31H120ZM223 30H225L226 31V34H223L222 32H223ZM0 33H1V30H0ZM30 33V34H29ZM223 34V35H222ZM181 34L179 33V36H180ZM188 35V34H187ZM204 35V36H203ZM225 35V36H224ZM120 36V37H121ZM198 37V38H197ZM143 38V37H142ZM141 38V39H142ZM32 39V38H31ZM112 39V38H111ZM117 39V38H116ZM122 39V38H121ZM185 39H187V36L185 37ZM30 40V41H29ZM33 40V39H32ZM201 40V43L200 42H198V41H200ZM0 41H1V34H0ZM29 43H28V42ZM220 42H221V44H220ZM233 42H234V44H233ZM237 42V43H236ZM23 43H25V44H23ZM31 43L33 44V42L31 41ZM110 43H111V41H110ZM122 43H124V42H122ZM197 43H199V44H197ZM233 44V45H232ZM238 44V45H237ZM25 45V46H24ZM235 45V46H234ZM28 46V47H27ZM29 46H31V47H29ZM196 46V47H195ZM200 48H199V47ZM106 47H109L108 45L106 46ZM6 50H5V49ZM24 48V49H23ZM26 48H27V50H28V52H27V50H26ZM3 49V50H2ZM68 49H70V48H68ZM111 50H113V49H116V50H118V46L116 45V46H112V48H110ZM234 49V50H233ZM240 49V50H239ZM5 50V51H4ZM7 50H12L13 52L11 53L10 51H7ZM67 50V49H66ZM199 50V51H198ZM33 51H34V54H32L33 53ZM68 52H69V50H67ZM70 51H71V49H70ZM191 51V52H190ZM193 51V52H192ZM195 51V52H194ZM197 51H198V54H197ZM228 51H229V53H228ZM238 51V52H237ZM10 52V53H9ZM233 52V53H232ZM4 53V54H3ZM27 53V54H26ZM70 53V54H69ZM68 54L69 55H67L66 57L64 56V58H67L68 56H69V59H71V61L73 60V58L72 57H74V55L73 56H71L72 55V53L73 52H69ZM111 53H113V52H111ZM3 54V55H2ZM25 54H26V57H25ZM114 54H119V53H114ZM200 54V56L199 57H197L198 55ZM5 55V56H4ZM8 55H10V56H8ZM32 55V56H31ZM193 55V56H192ZM5 57H7V58H5ZM12 57V58H11ZM30 57H34L33 58V60H31L32 58H30ZM200 57H201V59H200ZM204 57V58H203ZM197 58V59H196ZM199 58V59H198ZM5 61H4V60ZM7 59V60H6ZM10 59V60H9ZM16 59V60H15ZM8 60H9V62H8ZM15 60V61H14ZM31 62H30V61ZM196 60V61H195ZM11 61V62H10ZM21 62L23 65V67L22 66H20L21 64H18L17 62ZM24 63H23V62ZM187 61V62H186ZM19 62V63H20ZM29 62V63H28ZM160 61L159 60H157V58L156 59H154L153 60V62H152V65H151V69H153V71L151 72V73H157V75H159V76H162V75H160L157 71H156V67L158 66V63H159ZM200 62V63H199ZM6 63H7V66H6ZM9 63H12V65H13V63H15V65H13V67H11L10 65L11 64H9ZM71 63H74L73 61L71 62ZM220 63V64H219ZM25 64H26V66H27V68H25ZM28 64H29V66H28ZM31 64V65H30ZM5 67H8V68H5ZM18 65V66H17ZM14 66H17V69H15L14 68ZM12 69H11V68ZM20 67H21V69H20ZM219 67V68H218ZM19 68V69H18ZM24 68L25 69H31V71H25L24 70ZM192 68V69H193ZM217 68H218V71H219V69H220V71L218 72V73H216L217 71ZM3 69V70H2ZM5 69V70H4ZM204 70V71H203ZM214 70V71H213ZM222 70H224L223 72H222ZM226 71V72H225ZM228 71V72H227ZM32 72H33V74H32ZM221 72L222 73H228L231 77L228 79V81H227V83H226V81H225V83L224 82H222L223 81V76H224V74H221ZM231 72V73H230ZM137 73H138V71H137ZM164 74H165V71L163 72ZM35 74V75H34ZM33 75L34 76H36V77H33ZM155 75V74H154ZM219 75H221V76H219ZM12 76V77H11ZM216 76H219V77H217L216 78ZM235 76V77H234ZM19 77V78H18ZM32 77H33V80H32ZM201 77V78H200ZM210 77V78H209ZM153 78H156V76H153ZM215 79V80H214ZM217 79V80H216ZM219 79H221V80H219ZM209 81H210V83H209ZM10 82V83H9ZM23 82V83H22ZM34 82H35V85H34ZM193 82V83H192ZM194 82H196L195 84H194ZM218 82L220 83V85L222 84H224V85H227L226 87L225 86H222V89H221V86H219V84H218ZM229 82V83H228ZM14 83V84H13ZM130 83H132V84H135V82H130ZM12 84V85H11ZM17 84V85H16ZM213 84V85H212ZM216 84V85H215ZM4 85V86H3ZM62 85V84H61ZM195 85V86H194ZM9 86V87H8ZM20 86V87H19ZM22 86V87H21ZM212 86V87H211ZM213 86H216V88H217V92L215 91V89L213 88ZM15 87V88H14ZM19 87V88H18ZM32 87V88H31ZM33 87H34V89H33ZM62 87H63V85H62ZM20 88H21V90H20ZM29 88V89H28ZM60 88V87H59ZM5 89L7 90V89H9V91L7 90V91H5ZM61 90L63 89V88H60ZM220 89H221V91H220ZM36 90V91H35ZM59 90V89H58ZM61 90H59L60 92H61ZM214 90V91H213ZM219 90V91H218ZM222 90H225V92H223ZM13 91H15V92H13ZM21 91V92H20ZM63 91V90H62ZM227 91V92H226ZM247 91V92H246ZM7 92V93H6ZM19 92V93H18ZM25 92V93H24ZM60 92H58V93H60ZM222 92V93H221ZM237 92H239V93H237ZM11 93V94H10ZM32 93V94H31ZM220 93V94H219ZM223 93H225V94H223ZM228 93V94H227ZM231 93V94H230ZM28 94V95H27ZM175 94H176V91L174 90V89H171V88H167V89H165V92L164 93H162V94H160L161 95V97H162V99H163V101H164V103H165V107H174L175 105H173L174 103H175V99H176V96H175ZM245 94V95H244ZM2 95H6L5 97L4 96H2ZM26 95V96H25ZM98 95H100V96H105L104 98H102V97H98ZM227 95H229L228 97H231V98H233V99H231V100H229L230 101V103H227L228 102V99H226L227 98ZM33 96H34V98H33ZM152 96H155V94H153ZM213 96V97H212ZM234 96V97H233ZM250 96V97H249ZM7 97V98H6ZM14 97V98H13ZM96 97H98V100H97V98ZM107 97V98H106ZM214 97H217V104H218V106H217V111L220 113L219 114V116H218V113H217V111L216 112H214V101H213V99H214ZM223 97V98H222ZM13 98V99H12ZM100 98V99H99ZM225 98V99H224ZM263 98V99H262ZM21 99H22V101H21ZM118 99V100H117ZM250 99V100H249ZM8 100V102H6ZM114 100H116V102L114 101ZM238 100V101H237ZM4 101V102H3ZM236 101V102H235ZM248 101V102H247ZM257 101H258V103H257ZM3 102V103H2ZM54 102V101H53ZM174 102V103H173ZM209 102V103H208ZM5 103V104H4ZM56 103H58V101L56 102V100H55V104ZM59 103H62V102H59ZM82 103V102H81ZM186 103H189V104H191L190 103V101H187ZM201 103V104H200ZM220 103V104H219ZM232 103V104H231ZM234 103V104H233ZM10 104V105H9ZM121 104V105H120ZM261 106H260V105ZM263 104V105H262ZM2 105V106H1ZM37 105H38V107H37ZM102 105V106H101ZM224 105V106H223ZM252 105V106H251ZM259 105V106H258ZM23 106V107H22ZM98 106H99V108H98ZM121 106V107H120ZM211 106V107H210ZM95 107V106H94ZM123 107V108H122ZM223 107V108H222ZM231 107V108H230ZM255 107H257V110H255L254 111V109H256ZM258 107H259V109H258ZM262 107H263V109H262ZM11 108V109H10ZM45 108V107H44ZM189 108L190 107H188V111H189ZM230 108V110H228L229 111V114L227 113V109H229ZM247 108V107H246ZM15 109V110H14ZM22 109H23V111H22ZM140 109H142V110H140ZM219 109V110H218ZM232 109V110H231ZM262 109V110H261ZM11 110V111H10ZM15 112H14V111ZM140 110V111H139ZM259 110V111H258ZM232 111V112H231ZM251 111V112H250ZM254 111V112H253ZM66 112H67V110H66ZM187 112V111H186ZM198 112V113H197ZM213 112V113H212ZM255 112H256V115H254L255 114ZM263 112V113H262ZM13 113H15V114H13ZM33 113V114H32ZM49 113V114H48ZM97 113V114H96ZM105 113V114H104ZM167 113H171V114H174V112L172 113V112H167ZM167 113H156V115H155V117H158V118H164L165 116H166V114ZM189 113V112H188ZM187 113V114H188ZM233 115H232V114ZM246 113V114H245ZM36 114V115H35ZM138 114V115H137ZM141 114V115H140ZM169 114H168V117H169ZM199 114V115H198ZM217 114V115H216ZM20 115V116H19ZM133 115V116H134ZM137 115V116H136ZM189 115V114H188ZM201 115V116H200ZM203 115V116H202ZM221 115V116H220ZM224 115H226V117L224 116ZM228 115H229V117H228ZM231 115V116H230ZM240 115V116H241ZM15 116V117H14ZM39 116V117H38ZM171 116V115H170ZM192 116V117H193ZM198 116V117H197ZM212 116V117H211ZM235 116V117H234ZM253 116V117H252ZM255 116V117H254ZM259 116V117H258ZM92 117H89V118H92ZM115 117V118H114ZM140 117H142V118H140ZM222 117H224V118H222ZM259 118V120H258V118ZM120 120H119V119ZM190 118H187V119H190ZM216 118V119H215ZM227 120H226V119ZM232 118V119H231ZM246 118H247V120H246ZM252 118H254V119H252ZM255 118H256V120H255ZM47 119H48V121H50V124L48 123V121H47ZM50 119V120H49ZM94 119H96V120H94ZM100 119V120H99ZM140 119V120H139ZM169 119V118H168ZM215 119V120H214ZM226 120V121H224V120ZM228 119H230V120H228ZM233 119H236V121L238 122V124H240V125H232L231 124V121L233 120ZM238 119H239V117H238ZM250 119V120H249ZM253 121H252V120ZM3 120V121H2ZM38 120H39V123L37 124V122H38ZM99 120V121H98ZM118 120V121H117ZM138 120V121H137ZM142 120V121H141ZM222 120V121H221ZM249 120V121H248ZM19 121V122H18ZM22 121V122H21ZM43 121H45V125H44V123H43ZM115 121V122H114ZM213 121L214 122H216V124H218V125H216L215 126V124L213 123ZM224 121V122H223ZM230 123H229V122ZM260 121V122H259ZM138 122V123H137ZM25 123V124H24ZM115 123V124H114ZM141 123V124H140ZM23 124V125H22ZM29 126H28V125ZM31 124V125H30ZM39 124H41V127H38V125ZM110 124V125H109ZM137 124V125H136ZM213 124H214V126H213ZM227 124V125H226ZM245 124V123H244ZM243 124V125H244ZM255 124H257V125H255ZM25 125V126H24ZM42 125H44L43 127H42ZM112 125V126H111ZM141 125V126H140ZM232 126V128H231V126ZM242 125V127H244L245 128V125L243 126ZM262 125V126H261ZM40 126V125H39ZM51 126V127H50ZM115 127V129H114V127ZM168 126V125H167ZM196 126V127H195ZM201 126V127H200ZM218 126V127H217ZM238 128H237V127ZM259 126H261V127H259ZM37 127L39 128V129H37ZM98 127V128H97ZM211 127V128H210ZM216 127V128H215ZM228 127H230V129H228ZM29 128V129H28ZM40 128H42V129H40ZM50 128H52V129H50ZM69 128V129H68ZM82 128V127H81ZM169 128V129H168ZM201 128V129H200ZM212 128H213V130H212ZM217 128H218V132H217ZM240 128V129H239ZM259 128V129H258ZM28 129V130H27ZM141 129V130H140ZM172 129H173V127H172ZM171 129V127H167V129L165 128V130H164V140L165 141H169V143H172L173 141H174V139L176 140V139H178V138H176V137H179L180 135H178V133L177 132H175V129H173L172 130ZM198 129H199V131H198ZM39 130V131H38ZM48 130H50V131H48ZM52 130V131H51ZM70 130V131H69ZM73 130V131H72ZM137 130V131H136ZM170 130V131H169ZM194 130V132H192ZM220 130V131H219ZM244 130V129H243ZM40 131H41V133H40ZM44 131V132H43ZM48 131V132H47ZM81 131H82V137L84 136L85 138H84V140L86 139V133H85V129L83 128V129H81ZM117 131V132H116ZM138 131H140V132H138ZM165 131H166V134H165ZM222 131V132H221ZM39 132V133H38ZM49 132H51V133H49ZM54 132H56V133H54ZM102 132V133H101ZM105 132V133H104ZM175 132V133H174ZM215 132V133H214ZM251 132V133H252ZM261 132H263V133H261ZM53 133V134H52ZM214 133V134H213ZM224 133V134H223ZM252 133V134H253ZM44 136H43V135ZM52 134V135H51ZM55 134V135H54ZM174 134V135H173ZM258 134V135H257ZM40 135V136H39ZM48 135H50V137L48 136ZM176 135V136H175ZM193 135H195L194 137L195 138H192V136ZM215 135V136H214ZM263 135V136H262ZM66 136L68 137V138H66ZM99 136V137H98ZM221 136H223V137H221ZM37 137H39V138H37ZM41 137V138H40ZM103 137V138H102ZM171 137V138H170ZM175 137V138H174ZM262 137V138H261ZM70 138V139H69ZM101 138V139H100ZM115 138V139H114ZM116 138H117V140H116ZM157 137H152L151 139L154 141L155 139H156ZM225 138V139H224ZM251 138H253L252 140H254V137H253V135L251 136ZM250 138V139H251ZM21 139V140H20ZM60 139V140H59ZM99 139V140H98ZM103 139V140H102ZM119 139V140H118ZM179 139H180V137H179ZM42 142V143H39L40 141ZM92 140H97L96 142L95 141H93V142H91ZM191 140V141H190ZM224 140V141H223ZM241 140V139H240ZM256 141H257V139H255ZM39 141V142H38ZM71 141L73 142V144H74V148H75V150H74V148H73V144H71ZM77 141V140H76ZM120 141V142H119ZM60 142V143H59ZM86 142V141H85ZM102 142V143H101ZM209 142V143H208ZM219 142V143H218ZM252 142H255V141H250L249 143L251 144ZM87 143V142H86ZM85 143V145L86 146H88V144H86ZM92 143V144H91ZM100 143V144H99ZM157 143H158V138H157ZM203 143H204V145H203ZM240 143V142H239ZM260 143V142H259ZM44 144V145H43ZM46 144V145H45ZM71 144V145H70ZM77 144H79L78 142H77ZM172 144H174V145H172ZM171 145H172V147H171V151H173V150H175V149H173V148H175L174 146H175V143H172ZM198 144V145H197ZM202 144V145H201ZM224 144H225V142H224ZM227 144H229V143H227ZM187 145H188V147H187ZM208 145V146H207ZM248 145V146H247ZM61 146V147H60ZM88 146V148H90ZM100 146V147H99ZM191 146H193V147H191ZM218 146V147H217ZM221 146V147H220ZM247 146V147H246ZM40 147V148H39ZM195 147V148H194ZM208 149H207V148ZM252 147H255V146H252ZM71 148V149H70ZM200 148H201V150H200ZM245 150H244V149ZM248 150H247V149ZM64 149V150H63ZM73 149V150H72ZM77 149H79V150H77ZM197 149V150H196ZM206 149V150H205ZM186 150V151H187ZM198 150H200V151H198ZM260 150V149H259ZM39 151H41V152H39ZM116 151V152H115ZM208 151V153H206V152ZM244 151H246V155L247 156H249V155H251V156H254L253 157V159H255V160H252L251 158V156H249L248 158L249 159H247V156H243V154L245 155V152ZM247 151H248V153H247ZM252 151H251V153H252ZM256 151V150H255ZM77 152V153H76ZM100 152V153H99ZM174 152V151H173ZM171 152L172 153V155H174V153L176 152ZM196 152V153H195ZM200 152L202 153V154H200ZM204 152H205V154H207L206 155V157L208 156V158H206V157H201V156H205V154H204ZM240 152V153H239ZM243 152V153H242ZM76 153V154H75ZM140 153H141V149H140ZM236 153V154H235ZM238 153H239V155H238ZM241 153H242V155H241ZM41 154V155H40ZM80 154V155H79ZM262 154V155H261ZM68 155H70V156H68ZM74 155V156H73ZM85 155V154H84ZM146 155V156H145ZM148 155V156H147ZM149 155L150 154H144V156H143V154H142V156L144 157V158H142L141 159V161L143 160V161H145V163H146V165H147V162L149 163V164H153V162L151 161V159H150V157H149ZM193 155V156H192ZM196 155V156H195ZM215 155H217V156H215ZM68 156V157H67ZM79 156H82V158H80ZM192 157V162H191V157ZM199 156V157H198ZM242 156H243V158H242ZM145 157H147V158H145ZM194 157V158H193ZM236 157H238V158H236ZM80 158V159H79ZM203 158V159H202ZM204 158H205V160H204ZM217 158H218V160H217ZM82 159V160H81ZM145 159V160H144ZM199 159V160H198ZM242 159V160H241ZM243 159H246L247 160V162L248 161H250V159L253 161H250V162H246V160L245 161H243ZM71 160V161H70ZM73 160V161H72ZM122 161V163H121V161ZM150 160V161H149ZM202 160V161H201ZM208 160V161H207ZM241 160V161H240ZM262 160V161H261ZM6 162V163H4V162ZM64 161H66L65 163H67V164H65L64 163ZM77 161V162H76ZM103 161V162H102ZM142 161V162H143ZM147 161V162H146ZM195 161V162H194ZM207 161V162H206ZM259 161V162H258ZM19 162V163H18ZM20 162H21V164H20ZM113 162V163H112ZM151 162V163H150ZM213 162V163H212ZM262 162V163H261ZM12 163V164H11ZM59 163H61V165H64L63 167H61V166H59L62 170H63V172H64V174H61V175H59V173H57V171L58 172H60L61 170L59 169V167H58V169H57V164L58 165H60ZM63 163V164H62ZM75 163V164H74ZM100 163V164H99ZM212 163V164H211ZM215 163V164H214ZM252 163V164H251ZM256 163V164H255ZM20 165V167H21V172L20 171H18V172H15L14 171V176L13 175H11L10 173V166L11 165ZM102 164V165H101ZM110 164V165H109ZM122 164H124L123 166H122ZM126 164V165H125ZM248 164V165H247ZM67 167H66V166ZM215 165H216V167H215ZM251 165L253 166V168L251 167ZM257 165V166H256ZM1 166H4V167H1ZM23 166V167H22ZM26 166L27 167H29V169L27 168V170H26ZM70 166V167H69ZM110 166V167H109ZM210 166V167H209ZM215 168H214V167ZM235 166V167H234ZM236 166H237V168H236ZM260 166H262L263 167V171H262V167H260ZM126 167V168H125ZM255 167V168H254ZM257 167H259V168H257ZM25 170H24V169ZM32 168V169H31ZM55 168L57 169V171L55 170ZM65 168V169H64ZM66 168H67V170H66ZM105 168V169H104ZM242 168H240V170L242 169ZM249 168V169H248ZM81 169V170H80ZM101 169H98V170H101ZM117 169V170H116ZM118 169H121V170H118ZM229 169H230V171L232 172H230L229 171ZM252 169V170H251ZM60 170V171H59ZM103 170H101L102 172H103V176H104V171ZM118 171V172H116V171ZM246 170H247V172H246ZM249 170V171H248ZM253 170H254V172H253ZM257 170H260V171H257ZM8 171V172H7ZM66 171V172H65ZM109 171V172H108ZM112 171V172H111ZM120 171V172H119ZM178 171H180V172H178ZM197 171V172H196ZM222 171V170H221ZM229 171V172H228ZM258 172V175H259V177L257 176V172ZM262 171V172H261ZM116 172V173H115ZM5 173V174H4ZM13 173V172H12ZM56 173H57V175H56ZM82 173V174H81ZM93 173V172H92ZM231 173V174H230ZM263 173V174H262ZM2 174V175H1ZM29 176V178L27 177V175ZM30 174V175H29ZM55 174V175H54ZM159 174V173H158ZM161 174V173H160ZM182 174V175H181ZM4 175V176H3ZM19 175V174H18ZM24 175H26V176H24ZM32 175V176H31ZM34 175V176H33ZM59 175V177H57ZM65 175H67V176H65ZM81 175V176H80ZM83 175V176H82ZM163 174H161L160 176H162ZM227 177H226V176ZM250 175H253V176H250ZM260 175H262V176H260ZM31 176V177H30ZM72 176V177H71ZM76 176H79V181L81 180V182L82 183H80L77 179H74V177H76ZM257 176V177H256ZM6 177H7V179H6ZM33 177V178H32ZM39 177V178H38ZM67 177V178H68ZM83 177V178H82ZM187 177V178H186ZM195 177V178H194ZM237 177V178H236ZM245 179H244V178ZM249 177H251V179H249ZM3 178H5V179H3ZM15 178H12V179H15ZM77 178V177H76ZM162 178H164V175H163V177H161V179ZM179 178V179H180ZM223 178H225V181H224V179ZM262 178V179H261ZM53 179V180H52ZM159 178H157L156 179V181H158V183H160V182H162L164 185H165V182H164V179H163V181L162 180H158ZM228 179V180H227ZM244 179V180H243ZM253 179H254V181H253ZM258 181H257V180ZM73 180H76V181H73ZM238 180V181H237ZM26 181L24 182V183H26ZM240 181V182H239ZM244 182V184L242 183V182ZM42 182V183H41ZM230 182V183H231ZM247 182V183H246ZM248 182H250V183H248ZM30 183H28V185H30ZM33 183V184H34ZM38 183L40 184L39 186H38ZM84 183V184H83ZM117 183V184H116ZM162 183H160V184H162ZM193 183H195V184H193ZM234 183H235V185H234ZM236 183H237V185H236ZM239 183V184H238ZM242 183V184H241ZM259 183H260V185H259ZM71 184V185H70ZM80 184H82V186L80 185ZM123 184V185H122ZM162 184V185H163ZM204 184V185H203ZM214 184V185H213ZM247 184H249V186H246ZM255 186H254V185ZM256 184H258V187H257V185ZM32 185V184H31ZM31 185H30V187H31ZM34 185V186H35ZM108 185H110V186H108ZM135 185V184H134ZM163 185V186H164ZM234 185V186H233ZM253 185V186H252ZM25 186V185H24ZM81 186V187H80ZM167 184H166V186H164V188L166 189L167 188ZM188 186V187H187ZM189 186H191L190 188H189ZM192 186H193V188L194 189H191L192 188ZM195 186V187H194ZM203 186V187H202ZM229 188H228V187ZM232 186V187H231ZM237 186V188H235ZM241 187V189H240V187ZM169 188L171 187V186H168ZM226 187V188H225ZM252 187V188H251ZM261 187V188H260ZM72 190H71V189ZM123 188V189H122ZM171 188H174V187H171ZM170 188V190L171 191H167V189H166V193H167V197H169V196H171L172 194V192H173V194H174V190L175 189H171ZM235 188V189H234ZM239 188V189H238ZM254 188V189H253ZM81 189V190H80ZM118 189V190H117ZM227 190V192H226V190ZM229 189V190H228ZM231 189H233L232 191H231ZM242 189H243V191H242ZM246 189V190H245ZM253 189V190H252ZM263 189V190H262ZM2 191H3V189H1ZM127 191V193L126 192H124V194L122 195H119V194H117L116 192H118V191ZM169 190V189H168ZM194 190V191H193ZM225 190V191H224ZM239 190V191H238ZM248 190V191H247ZM252 190V192H249V191H251ZM1 191V192H2ZM45 191H48V192H45ZM81 193H80V192ZM234 191V192H233ZM257 191H259V192H257ZM196 192V193H195ZM228 192H230V193H233V194H235V198H236V200H235V203H236V201L238 202L239 200L242 202V200H243V202L242 203H240V202H238V203H236V205L237 204H239L238 206H236V208H233L231 205H230V203L228 202V200L226 199V197L225 196H227V195H230V194H228ZM249 192V193H248ZM257 192V193H256ZM107 193V194H106ZM130 193V194H129ZM247 193V194H246ZM251 193V194H250ZM253 193V194H252ZM259 193V194H258ZM2 194H4V196H6L5 195V193H4V191L0 194V203H1V205H2V201L4 200V199H6ZM47 194V195H46ZM48 194H50L49 196H48ZM168 194H170V195H168ZM192 194H190V195H192ZM198 194V195H197ZM227 194V195H226ZM244 194V195H243ZM255 194V195H254ZM261 194V195H260ZM116 195V196H115ZM207 195V196H206ZM242 195V196H241ZM246 195V196H245ZM259 195V196H258ZM47 196V197H46ZM129 196V197H128ZM193 197H194V195H192ZM238 196V197H237ZM50 198V200H46V199H44V198ZM53 197V198H52ZM82 197H84V198H82ZM128 197V198H127ZM222 197V198H221ZM230 197H231V199L232 198H234V196H232V194L230 195ZM239 197H242V199L240 198L239 199ZM247 197H249V198H251L252 197V199H249V198H246ZM259 197H260V199H259ZM171 198V197H170ZM196 198V197H195ZM203 198V199H204ZM238 198V199H237ZM244 198V199H243ZM78 199V198H77ZM131 199L134 201H131ZM122 200H125L124 202L122 201ZM174 200V199H173ZM225 200V201H224ZM233 200V199H232ZM249 200H250V202L252 203V201H254L252 204H249L251 207L253 206V209L251 210L250 209V211H251V214H247V212L248 213H250L248 210H249V205H248V203H249ZM252 200V201H251ZM46 201H47V203H46ZM219 201V202H218ZM248 203H247V202ZM50 204H49V203ZM119 202V203H118ZM122 202V203H121ZM227 202V203H226ZM233 203H234V200L232 201ZM257 202V203H256ZM124 203H125V205H127L129 208H126V206L124 205ZM218 205V207H217V205ZM224 203V204H223ZM234 203V204H235ZM245 204V205H242V206H248L247 208H242V206L240 207V205L241 204ZM46 204L48 205L46 208H45V206H46ZM132 204V205H131ZM229 204V205H228ZM1 205H0V208H1ZM121 205H124V206H121ZM223 207H222V206ZM120 206V207H119ZM257 206V207H256ZM131 207H132V209H131ZM217 207V208H216ZM229 207V208H228ZM238 207V208H237ZM241 209H243V210H241ZM250 207V208H251ZM260 209H262V210H260ZM262 207V208H261ZM119 208V209H118ZM121 208H126V209H121ZM216 208V209H215ZM255 208V209H254ZM257 208V209H256ZM121 209V210H120ZM130 209H131V211H130ZM221 209H222V211H221ZM232 209V210H231ZM238 211H237V210ZM240 209V210H239ZM245 209V210H244ZM259 209V210H258ZM48 210V211H49ZM72 210H74V209H72ZM1 211H2V209H1ZM221 211V212H220ZM245 211H247V212H245ZM254 211V212H253ZM256 211V212H255ZM260 211V212H259ZM127 212V213H126ZM129 212H130V214H129ZM231 212V213H230ZM233 212V213H232ZM239 212V213H238ZM2 213H3V211H2ZM230 213V214H229ZM245 213V214H244ZM252 213H255V214H253L252 215ZM261 214V216H260V214ZM48 214L50 215V213L48 212ZM122 214V215H121ZM224 214V215H223ZM243 214V215H242ZM250 217L251 215H252V217H251V220L252 219H254L255 220V218L258 220V218L260 219V220H258V221H254L253 223L251 222V224L250 223H248L250 220H247V215ZM68 215H69V217L71 216V215H73V212L71 213H68ZM153 215V214H152ZM220 215V216H219ZM233 215V216H232ZM259 215V217H257V216ZM47 216V215H46ZM46 216H44L45 217V219L46 220H48V218H46ZM51 216V215H50ZM127 216H129V217H127ZM206 216V215H205ZM240 216V217H239ZM113 217H114V219H113ZM124 217V218H123ZM154 217H156L158 220H159V218L157 217V216H154ZM183 217H186V218H184V220H182L183 219ZM198 217V218H197ZM203 217V218H202ZM230 217V218H229ZM243 217H245V220H247V222L244 220V218ZM84 218V217H83ZM122 218V219H121ZM128 218V219H127ZM153 218V217H152ZM226 218H228V219H226ZM154 220H155V218H153ZM157 219H156V221H157ZM197 221H195V220ZM199 219V220H198ZM201 219V220H200ZM208 219V220H207ZM226 219V220H225ZM230 219V220H229ZM231 219H232V221H231ZM237 221H236V220ZM249 219V218H248ZM263 219V221L261 222V220ZM28 220V219H27ZM74 221H72V223H70L69 225H67V232H70V230H71V226L73 225V223L75 224V226H78L79 224H80V220L81 219H77V220H75V219H73ZM82 220H84V219H82ZM101 220V219H100ZM111 220V221H110ZM113 220H115V221H113ZM126 220V221H125ZM128 220V221H127ZM181 220H182V222L183 223H181V225H179L180 224V222H181ZM210 220V221H209ZM212 220V221H211ZM31 220H29V221H26V222H30ZM179 221V222H178ZM188 221V222H187ZM200 221V222H199ZM202 221V222H201ZM215 221V220H214ZM228 221V222H227ZM235 221V222H234ZM253 221V220H252ZM108 222V223H107ZM158 222V221H157ZM204 222H206V223H208V224H205L204 225ZM211 222H212V225H211ZM231 222V223H230ZM235 224L236 222H238V223H236L235 225L233 224V223ZM259 222V223H258ZM0 223H3V224H1V226L2 227H4V223H5V221L3 222V220H0ZM113 223V224H112ZM116 223V224H115ZM127 223H129V224H127ZM188 223H192V224H188ZM200 223V224H199ZM228 223L230 224L229 226H228ZM99 224H100V221H99ZM111 224V225H110ZM125 224H126V226H125ZM178 224V225H177ZM186 224V225H185ZM196 226H195V225ZM199 224V225H198ZM201 224H203V225H201ZM216 224V225H215ZM219 226H218V225ZM256 224V225H255ZM258 224H260V225H258ZM5 225H6V223H5ZM115 225V226H114ZM124 225V226H123ZM189 225V226H188ZM191 225V226H190ZM214 225V226H213ZM244 225H249L250 227H251V229H250V227L248 226V227H246L247 228V231H246V228H244L245 226ZM101 226V225H100ZM129 226V227H128ZM179 226V227H178ZM190 227V228H194V230L196 229V228H198L199 230H201V233H200V231L198 230V229H196L195 230V232H194V230L193 229H190V228H188V227ZM194 226V227H193ZM199 226V227H198ZM201 226V227H200ZM205 226V227H204ZM218 226V227H217ZM234 226V227H233ZM115 227V228H114ZM125 227V228H124ZM127 227L129 228V229H127ZM147 227V226H146ZM184 227H186V228H184V231H183V228ZM204 227V228H203ZM208 227V228H207ZM213 227V228H212ZM228 227V228H227ZM231 227V228H230ZM235 229L236 228V230H234L233 228ZM259 227V230L257 229ZM261 227V228H260ZM5 228V227H4ZM123 228V229H122ZM180 228V229H179ZM206 228V229H205ZM263 228V229H262ZM125 229H127V230H125ZM209 229H211V230H209ZM217 229H218V233H216L217 232ZM240 229V230H239ZM253 229H257V230H253ZM118 232H116V231ZM141 230V231H140ZM176 230H178V231H176ZM182 231V235H181V231ZM198 230V231H197ZM204 230V231H203ZM206 230V231H205ZM216 230V232H214ZM229 230H231V232L229 231ZM261 230H262V233H261ZM178 232V233H176V232ZM188 231V232H187ZM192 233H191V232ZM211 231V232H210ZM223 231V232H222ZM234 231V232H233ZM245 231V232H244ZM198 232V233H197ZM240 232H241V234H240ZM254 232H257V233H255L256 235L258 234V232L259 233H261L262 235H260V237L258 236V238H259V241L260 242H258L256 239H257V237L255 238V242H256V244H259L260 243V245H261V243H262V245L259 247L258 245H256V246H258V248L259 249H261L262 248V250H257V251H259L258 252V256L259 257H257V255H255V254H253L252 255V257H250L251 256V254H250V256L247 254V252H248V250H250L251 249V243L250 242H248L247 240L249 239V236L250 237H253L255 234H254ZM125 233V234H124ZM176 233V234H175ZM187 233V235L189 234V233H191V234H189L188 235V237H187V239H186V234ZM195 233V234H194ZM212 233V234H211ZM220 233V234H219ZM223 233V234H222ZM239 234L240 235V237H239V235H238V237L239 238H237L236 236L237 235H234V234ZM252 233V236L250 235ZM82 233H81V231H74V232H72V234L70 235V234H68V237H72V235H74L75 237H79V235H81ZM119 235V236H117V235ZM124 234V235H123ZM129 236H128V235ZM172 233H169V234H167L168 236H173V235H171ZM200 234V235H199ZM204 236H203V235ZM231 234V235H230ZM249 234V235H248ZM142 235H144V237H142ZM162 235V234H161ZM160 235V236H161ZM183 235H185V236H183ZM202 238L201 240H199L200 239V237ZM206 235V236H205ZM220 235V236H219ZM228 235V236H227ZM255 235V236H256ZM73 236V237H74ZM115 236V237H114ZM116 236H117V238H116ZM204 238H203V237ZM208 236V237H207ZM212 236V237H211ZM217 236V237H216ZM222 236H224V237H222ZM128 237V238H127ZM183 237V238H182ZM191 237H193L192 239H190ZM236 237V238H235ZM114 238H115V240H114ZM121 238V239H120ZM142 238V239H141ZM166 238L168 239V238H171V239H168L169 240V242H167L168 240H166ZM177 238V239H178ZM217 238H218V240L219 241H223V247H225V248H223V247H220V246H217L215 243L213 244V246L215 245L216 247H217V250H216V248H215V246L213 247L212 246V242H211V239H215V240H217ZM220 238V239H219ZM241 238V239H240ZM254 238V237H253ZM261 238V239H260ZM125 239V240H124ZM128 239V240H127ZM141 239V240H140ZM144 239H146V240H144ZM198 239V240H197ZM206 239V240H205ZM226 239V240H225ZM238 240V241H236V240ZM243 239H246V240H243ZM120 240V241H119ZM127 240V241H126ZM136 240V241H135ZM140 240V242H138ZM166 242H165V241ZM185 240V241H184ZM193 240V241H192ZM209 240V241H208ZM224 240H225V242H224ZM229 240H231L230 242H229ZM116 241V242H115ZM146 241V242H145ZM172 241H173V243H172ZM180 241H182V242H180ZM185 242V246H187L186 248H188L187 250H186V252L188 253V255H191V256H188L187 255V257H186V261L184 260L185 259V257H184V254H186V252H185V250H182V249H185V246H183L184 245V242ZM187 241V242H186ZM190 241H192V242H190ZM198 241V242H197ZM205 241H207V242H205ZM228 241V242H227ZM261 241H263V242H261ZM119 244H118V243ZM133 242V243H132ZM152 242V241H151ZM175 242V243H174ZM177 242H179V245H178V243ZM189 242L190 243H192V245H190L189 244ZM194 242H196L197 243V245L194 243ZM203 242V243H202ZM209 242H211V243H209ZM233 242V243H232ZM236 242V243H235ZM242 244H241V243ZM244 242V243H243ZM137 243V244H136ZM145 243V244H144ZM153 243V242H152ZM176 243H177V245H176ZM183 243V245H181ZM187 243V244H186ZM193 243H194V245H193ZM205 243H207V245L205 244ZM235 243V244H234ZM241 245V247L239 246V244ZM153 244H155V243H153ZM193 248H191L189 245ZM204 244V245H203ZM245 244V245H244ZM247 244V245H246ZM117 245H118V247H117ZM138 245H140V246H138ZM143 245V246H142ZM174 245V246H173ZM181 245V246H180ZM203 245V246H202ZM205 245L207 246V248H209L208 250L206 249V248H203V247H205ZM212 246V247H208V246ZM225 245H227V246H225ZM145 246V247H144ZM178 246H180V248L178 247ZM197 246H199V248L197 249L196 247ZM200 246H202V247H200ZM246 246V247H245ZM142 247H143V249H142ZM167 247V248H166ZM179 248V250H182V251H184V252H182V251H180V252H182V255H181V253L179 252V250L177 249V248ZM218 247H219V250H218ZM235 247V248H234ZM137 248H138V250H137ZM142 250H141V249ZM151 248V249H150ZM153 248V249H152ZM175 248H176V250H175ZM196 248V249H195ZM201 248V249H200ZM221 248H222V250H221ZM229 248V249H228ZM123 249V250H122ZM150 249V250H149ZM157 251H156V250ZM167 249H168V251H167ZM173 249L175 250L174 252H173ZM189 249H191V250H189ZM206 249V250H205ZM225 249V250H224ZM227 249V250H226ZM237 249V250H236ZM238 249H242L243 250V252H242V250L240 251V250H238ZM140 250V251H139ZM159 250H160V252H159ZM163 250V251H162ZM166 250V251H165ZM172 251L171 253H170V251ZM178 250V251H177ZM216 250V251H215ZM233 250V251H232ZM246 250V251H245ZM138 251V252H137ZM142 251H143V253H142ZM150 251V252H149ZM153 251H156L157 252V256H156V252H153ZM188 251H190V252H192V253H190V252H188ZM196 251V252H195ZM206 252V253H204V252ZM214 251V252H213ZM218 251H221L220 253L218 252ZM252 251V250H251ZM135 252L137 253V254H135ZM139 252H141V253H139ZM148 252H149V255L151 254V256H149L148 255ZM164 254H163V253ZM165 252L168 254H166L165 255ZM178 252H179V254H178ZM193 252H195V253H193ZM201 252V253H200ZM212 253V254H209V253ZM223 252V253H222ZM228 252V253H227ZM232 254H231V253ZM234 252V253H233ZM236 252V253H235ZM159 253L161 254L160 256H162V258L161 259H159L158 260V258H160L158 255H159ZM173 253H175L176 255H177V258H178V256H179V259H178V261H177V258H175L176 257V255H174ZM184 253V254H183ZM219 254V255H217V254ZM145 254V255H144ZM147 254V255H146ZM171 254H173L174 256H172ZM205 254V255H204ZM206 254H207V256L209 257H216L215 259H211L212 261H210L209 263H208V261H209V259H208V257L206 256ZM215 254V255H214ZM220 254H221V257H220ZM242 256H240V255ZM244 254V255H243ZM118 255V256H117ZM164 255V256H163ZM171 255V256H170ZM181 255V256H180ZM224 255V256H223ZM231 255V256H230ZM237 255V256H236ZM246 255H248V256H246ZM136 256H138V257H136ZM150 257V259H149V257ZM167 256H170L169 258H167ZM186 256V255H185ZM199 256V257H198ZM205 256H206V258H205ZM218 256H219V258H221V259H219L218 258ZM226 256V257H225ZM261 256V257H260ZM105 257V260L104 259H102V262H109L110 263V261H107L108 259H109V257H107L106 258V256H104ZM163 257L165 258V259H163ZM172 257V258H171ZM180 257H182V259H180ZM189 257H191V259L189 258ZM196 257V258H195ZM228 257V258H227ZM229 257H230V259H229ZM241 257V258H240ZM243 257H245V258H243ZM257 259H256V258ZM138 258V259H137ZM187 258H189V259H187ZM194 260H193V259ZM218 258V259H217ZM237 258V259H236ZM249 258V259H248ZM251 258V259H250ZM254 258V259H253ZM261 258H262V260H261ZM206 260V262H205V260ZM223 259L225 260V261H223ZM229 259V260H228ZM243 259V260H242ZM248 259V260H247ZM110 260H112V257L110 258ZM137 260V261H136ZM161 260H162V262H161ZM182 260V261H181ZM227 260V261H226ZM231 260V261H230ZM238 260V261H237ZM250 260V261H249ZM99 262H100V260H98ZM143 261V262H142ZM168 261V262H167ZM179 261H181V262H179ZM199 261H201V262H199ZM235 261H236V263H235ZM248 263H247V262ZM133 262V263H132ZM135 262V263H134ZM165 262V263H164ZM184 262H186V263H184ZM212 262V263H211ZM219 262V263H218ZM221 262V263H220ZM227 262V263H226ZM213 263V264H214ZM215 263V264H216Z\"/></svg>", "mask_w": 264, "mask_h": 264}]
</instances>
